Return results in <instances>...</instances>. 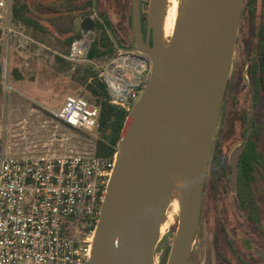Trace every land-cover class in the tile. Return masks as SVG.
Listing matches in <instances>:
<instances>
[{
  "label": "rangeland",
  "instance_id": "obj_1",
  "mask_svg": "<svg viewBox=\"0 0 264 264\" xmlns=\"http://www.w3.org/2000/svg\"><path fill=\"white\" fill-rule=\"evenodd\" d=\"M93 3L94 0H61L55 3L58 6L50 4V7L42 0H12L13 8H22L39 22V27L32 29L20 21L16 23L27 36L50 50L26 42L13 43L7 57L5 37L0 34V119L5 123L8 154L22 157L83 153L91 150L100 137L97 130L87 133L71 130L49 113L51 109H60L68 96H80L94 104L87 89L91 82L87 76L90 71L101 80L100 69L109 57L79 63L57 59V53H68L70 39L81 35L80 24L85 17L95 21L93 43L101 37L102 17L113 37L123 45L131 43L128 39L131 0H95L96 10ZM53 7L78 10L53 14L49 9ZM119 47L118 43L114 54ZM5 62L7 72L3 75ZM249 128L254 133L251 139L255 148L263 157L259 164L253 163L248 182L245 154L250 152L251 140L248 141L232 190L229 157L233 148L244 141ZM168 216L171 218L168 228L155 249L156 264H167L178 229L179 216L172 210ZM251 233H254L251 248L261 250L264 246V0H243L233 68L210 152L201 218L188 264H264L263 259L252 256L253 250L245 249V237Z\"/></svg>",
  "mask_w": 264,
  "mask_h": 264
},
{
  "label": "water",
  "instance_id": "obj_2",
  "mask_svg": "<svg viewBox=\"0 0 264 264\" xmlns=\"http://www.w3.org/2000/svg\"><path fill=\"white\" fill-rule=\"evenodd\" d=\"M162 2L150 3L148 31L154 32L150 46L142 37L140 0H132L135 46L131 50L148 55L152 70L120 133L89 264H155L173 172L181 176L185 191L167 264H188L192 254L243 0H187L167 45L157 20ZM94 29V19L85 17L80 30ZM250 135L251 128L229 157L232 190Z\"/></svg>",
  "mask_w": 264,
  "mask_h": 264
},
{
  "label": "built area",
  "instance_id": "obj_3",
  "mask_svg": "<svg viewBox=\"0 0 264 264\" xmlns=\"http://www.w3.org/2000/svg\"><path fill=\"white\" fill-rule=\"evenodd\" d=\"M93 32H81L66 54L70 62H92ZM0 34L8 57L13 43L49 47L30 38L16 23L12 0H0ZM148 55L119 48L100 69L109 103L130 112L150 76ZM7 72L6 62L2 66ZM51 117L78 132L97 130L100 107L80 96H68ZM5 123L0 119V264H89L96 223L113 174L116 153L100 157L83 153L53 156L8 154Z\"/></svg>",
  "mask_w": 264,
  "mask_h": 264
},
{
  "label": "trees",
  "instance_id": "obj_4",
  "mask_svg": "<svg viewBox=\"0 0 264 264\" xmlns=\"http://www.w3.org/2000/svg\"><path fill=\"white\" fill-rule=\"evenodd\" d=\"M45 1L48 2L49 5L53 4L54 6H58V4L55 3H59L61 0H42V2ZM49 9L54 11L53 14H65L66 12H74L78 10L76 8L70 10L55 9L54 7ZM30 12L36 15V13L33 12L31 9ZM13 16L16 21H20L21 23L32 29H37L39 27V22L35 18H32V16L30 17L26 15L22 8L14 7ZM101 29H102V33L100 39L98 41H95L89 50L88 58L90 60L100 59L103 58L104 56H108L109 59H111L115 55L114 53H115L116 43L110 36L109 29L106 23L101 24ZM74 39L73 38L70 39V41L68 42L69 46ZM57 59L59 61H65L60 57H58ZM0 75H1V65H0ZM87 79H91V82L88 84L87 89L93 97V103L94 105L100 107V116H99L98 128H97V132L99 133L100 137L98 138L97 141H95L93 148L89 151L83 152V154L100 156V157H112L117 152V145H118L120 133L122 131L124 122L128 116V112H126L122 108L116 107L109 103V95H108L107 87L102 82V80L98 79L95 73L89 71ZM70 129L73 130L72 128ZM250 142L251 143L248 147V150H250V152L249 153L247 152L245 154V168H246L245 174H246V178H248V182H250L251 180L250 175L252 172L253 165L255 163L259 164L260 157H263L262 154L259 151H257V149L255 148L253 139H251ZM248 158L251 161L248 160ZM247 161L250 164H247ZM248 182L247 184H250Z\"/></svg>",
  "mask_w": 264,
  "mask_h": 264
},
{
  "label": "bare ground",
  "instance_id": "obj_5",
  "mask_svg": "<svg viewBox=\"0 0 264 264\" xmlns=\"http://www.w3.org/2000/svg\"><path fill=\"white\" fill-rule=\"evenodd\" d=\"M186 2L187 0H180V2L179 0H163L157 20L161 29V35L163 38L164 45H167L168 37H170L174 32L177 16L179 14V11L182 9V3L184 4ZM171 178H172V187L170 192L169 204L166 212V219L162 223L160 228L159 241L165 234L169 224L168 221L171 219L170 216H168L169 210H172L178 216H180L182 210L184 191H185L184 182L181 176L177 172H173L171 174Z\"/></svg>",
  "mask_w": 264,
  "mask_h": 264
},
{
  "label": "flooded vegetation",
  "instance_id": "obj_6",
  "mask_svg": "<svg viewBox=\"0 0 264 264\" xmlns=\"http://www.w3.org/2000/svg\"><path fill=\"white\" fill-rule=\"evenodd\" d=\"M150 3H151V0H140V14H141V28H142V37H143V40L145 43H149L150 46H153L154 44V32L153 30H151L150 32L148 31V21H149V13H150ZM93 4H96L95 3V0H94V3ZM102 19V22L103 24H105L107 21L105 18H101ZM128 23H129V26H130V37L128 39L131 40V43L129 45H123L119 42V39H116L115 37H113V33L109 32L110 36L112 37V39L114 40V42L116 43V46L120 45L119 48H123V49H132L134 46H135V37H134V31H133V19H132V0H131V7L129 9V20H128ZM126 38V37H125ZM127 39V38H126ZM128 39L126 41H128ZM129 40V41H130ZM248 130V129H247ZM246 134H247V131H246ZM252 133L249 137V141L251 140V137H252ZM246 136V135H245ZM245 136L243 138V140L245 139ZM230 173H231V167H230ZM254 233H251L249 235H247L245 237V249L252 251V256H258L259 258L263 259L264 261V253L262 255L258 254L260 251H263L264 252V246L262 247L261 250H257V248H251V241H252V237H253ZM259 238V237H257Z\"/></svg>",
  "mask_w": 264,
  "mask_h": 264
}]
</instances>
